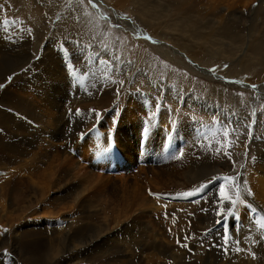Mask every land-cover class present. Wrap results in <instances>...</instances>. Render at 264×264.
Listing matches in <instances>:
<instances>
[{
	"label": "rangeland",
	"instance_id": "1",
	"mask_svg": "<svg viewBox=\"0 0 264 264\" xmlns=\"http://www.w3.org/2000/svg\"><path fill=\"white\" fill-rule=\"evenodd\" d=\"M95 2L93 8L88 0H0V39L16 48L5 56L28 51L23 67L0 78V110L22 123L7 126L5 118L0 122V264H166L168 258L173 264H264V222L250 218L237 233L239 242L230 244L234 250L230 257L213 246L189 253L175 246L173 239L177 231L181 239L198 238L222 216L217 214L221 209L223 215L237 212L243 217L250 203L264 211V190L258 180L264 177V61H250L249 49L254 35L250 29L264 24V0ZM138 6L146 13H140ZM171 7L183 21L196 23L193 32L208 38L207 45L198 38L184 39L183 33H192L189 28L168 27L178 22L170 18ZM150 8L155 9L152 15ZM229 11L233 18H247L250 23L234 25ZM98 53H103V60ZM0 57L3 60L1 51ZM213 72L244 83H230ZM250 84L258 85L257 91ZM70 85L62 103L56 102L57 89ZM17 95L31 101L46 125L33 112L13 105ZM75 96H80V103H72ZM60 118L65 119L64 129L69 124L73 138H66L55 151L49 143L58 142L55 134L67 132L55 131ZM128 128L140 132V139L145 132L151 149L145 144L139 149L135 136L123 146ZM83 133L86 139L81 141ZM38 135L44 139L42 145H27ZM161 139L175 153L155 165L148 157L156 148L160 153ZM111 140L129 167L101 172L88 163L95 158L91 149L105 148ZM228 143L231 147L217 152ZM75 146L80 158L70 150ZM60 152L73 158L67 160ZM100 161L107 162L106 156L101 155ZM192 170L197 175L188 177ZM224 174L234 179L227 181ZM213 180L220 184L217 188ZM202 187L214 189L207 199L174 208L173 217L170 208L163 212L160 201L159 207L150 194L168 193L165 196L174 203L175 195L199 197ZM237 191L244 203L238 200L233 206L230 200L236 199ZM204 205L209 211L199 213ZM180 215L186 216L181 223L176 219Z\"/></svg>",
	"mask_w": 264,
	"mask_h": 264
},
{
	"label": "bare ground",
	"instance_id": "2",
	"mask_svg": "<svg viewBox=\"0 0 264 264\" xmlns=\"http://www.w3.org/2000/svg\"><path fill=\"white\" fill-rule=\"evenodd\" d=\"M32 1V0H31ZM55 1H57V0H55ZM128 1V0H127ZM141 1H144V0H141ZM151 1V0H150ZM252 1H255V0H252ZM30 2V1H29ZM134 2H136V0H134ZM147 2V1H146ZM136 3H138V2H136ZM131 4V3H130ZM150 4H151V2H150ZM160 4V3H159ZM143 5V4H142ZM116 6V5H115ZM141 6V5H140ZM172 6V5H171ZM261 6V5H260ZM118 7V6H117ZM122 7V6H121ZM120 7V8H121ZM155 7H157V6H155ZM160 7V6H159ZM163 7V6H162ZM184 7V6H183ZM138 8V11L140 12V10H141V12L140 13H146L145 12V9H144V7L142 8V7H137ZM148 8V7H147ZM172 9V14H170L171 16H173V17H170L171 19L173 18H175V20H174V22L175 21H178L177 23H174V24H172V25H168L167 23V25H168V27L170 26L171 27V30H172V28H175V26H180L177 30H180V29H183V28H189V34L191 33V31H192V33H191V35L189 36H186L184 33H183V38L185 39V38H189L188 40H192V39H190V38H195V41L194 42H196V41H199L200 40V42L202 43V44H205V45H207V43H208V38H206V39H202L201 38V36L200 35H198V34H195V32H193V31H195L196 29H195V27L197 26L196 25V23H193V22H191V20H188V22L187 21H183L182 19L183 18H179L180 16L179 15H177V13L178 12H176V11H173V7H171ZM153 10H155V9H153V8H150V9H148V12H149V14L150 15H152L151 13H152V11ZM168 10V9H167ZM84 11V10H83ZM137 11V12H138ZM162 11H164V10H162ZM170 11V10H169ZM168 11V12H169ZM196 11V10H195ZM131 12H133V10L131 11ZM160 12V11H159ZM230 12H232V11H229L227 14H230L231 15V13ZM142 13V14H143ZM157 13H158V11H157ZM164 13V12H163ZM162 13V14H163ZM165 13H166V15H169V13L167 14V11L165 10ZM161 14V15H162ZM165 14H163V16H164ZM179 16V17H177V16ZM149 16V15H148ZM175 16V17H174ZM187 16H188V19H189V15L187 14ZM193 17V16H192ZM145 18V17H144ZM152 18V17H151ZM160 18V17H159ZM162 18V17H161ZM166 18H168L169 19V16H167V17H165V20H166ZM191 18V17H190ZM229 18L232 20V19H234V21H233V24L234 25H236V26H238L239 25V27H242V23H243V26L245 25H248V23H250V20H246L247 18H243V17H236L235 16V18H233V16L231 15V16H229ZM254 18V17H253ZM163 19H164V17H163ZM167 19V20H168ZM192 19V18H191ZM257 19V18H256ZM137 20V19H136ZM121 21V20H120ZM126 21V20H125ZM153 21V20H152ZM158 21H159V19H158ZM163 21V20H162ZM162 21H159V22H161V24H163V23H165V22H163L162 23ZM190 21V22H189ZM128 22V21H127ZM143 22V21H142ZM159 22H158V25H160L159 24ZM168 22V21H167ZM170 23L172 22L173 23V21L171 20V21H169ZM259 22V21H258ZM63 23V22H62ZM129 23V22H128ZM144 23H146V21L144 22ZM154 23V22H153ZM133 28H134V26H136L135 25V23L134 22H130L129 23ZM144 25H146V24H144ZM166 25V26H167ZM155 26V25H154ZM165 26V27H166ZM261 26V25H260ZM150 27V26H149ZM167 27V28H168ZM136 28V27H135ZM152 28V27H151ZM150 28V29H151ZM156 28H158V27H156ZM177 28V27H176ZM245 29V28H244ZM251 31H253V33H254V35L252 36V38H251V41L249 42V49L251 50V55H252V57H251V59H250V61H253V62H255L256 60H259V59H263V61H264V24H263V26H262V28L261 29H256L255 30V28H251L250 29ZM172 31H175L174 29L172 30ZM183 31V30H182ZM197 31V30H196ZM244 31V30H243ZM159 32V31H158ZM178 32V31H177ZM184 32H186V30L184 31ZM2 33V32H1ZM0 33V34H1ZM150 33V32H149ZM153 33V32H152ZM224 33H226V32H224ZM5 34V33H4ZM155 34V33H154ZM169 34V33H168ZM174 34V33H173ZM181 34V33H180ZM169 36V35H168ZM186 36V37H185ZM206 36H212L211 34H209V35H205V37ZM180 37V36H179ZM209 37V38H210ZM2 38V37H1ZM173 38H177L176 37V32H175V34L173 35ZM199 40H198V39ZM181 39V38H180ZM183 39V40H184ZM182 40V41H183ZM223 40V39H222ZM180 41V40H179ZM184 42V41H183ZM182 42V43H183ZM188 42V41H187ZM186 43V42H185ZM212 43H214V42H212ZM217 43H219V42H217ZM217 43H214V44H216L217 45ZM12 43H8V45H7V43H2V40L0 39V51L2 52V57H3V60L1 59V57H0V60H2L3 61V66L2 67H0V78L2 77V76H4L7 72H12V71H15V70H18V69H20L21 67H23L27 62H28V51L27 50H24V51H19L17 54H15L13 57H7V55L5 56V54L7 53V51L8 50H10V49H14L15 48V45H11ZM224 44V43H223ZM169 46V45H168ZM197 46V45H196ZM188 48V47H187ZM197 48V47H196ZM16 49V48H15ZM17 49H18V47H17ZM173 49V48H172ZM202 50V49H201ZM198 51V50H197ZM249 51V50H248ZM204 52V51H203ZM207 52H209V51H207ZM15 53H16V51H15ZM219 53V52H218ZM50 54V53H49ZM196 55H198V54H196ZM193 56V55H192ZM225 59V58H224ZM233 60V59H232ZM239 62V61H238ZM242 67V66H241ZM62 75H59L58 76V78L59 77H61ZM66 80H68L69 82H70V79L69 78H66ZM25 83V82H24ZM79 83V82H78ZM32 84V83H31ZM19 85H24V84H22V83H20L19 82ZM25 86V85H24ZM35 87V86H34ZM71 87V85L70 86H65V87H61V88H58L57 89V92L59 93V98H58V100L56 101V102H58V103H62L61 102V100L63 99V97H64V95H65V91H66V89H68V88H70ZM117 87V86H116ZM87 88H88V90H89V93H91L92 92V88H93V80L92 81H88V85H87ZM76 89V88H75ZM74 89V90H75ZM247 89V88H246ZM77 91V89L75 90V92ZM118 91V90H117ZM78 92H76L75 94H77ZM111 93V92H110ZM108 94V93H107ZM260 95V94H259ZM5 96V95H4ZM15 96V95H14ZM80 98V96H75V99L73 100L72 99V103H75V104H77V103H80V100H79V98ZM100 98H101V96H99ZM103 97V96H102ZM113 97V96H112ZM14 98H16L17 100H18V103H16L15 102V104H13L15 107H17L18 109H21V111H26V112H33V115L38 119V120H40V116H39V114L36 112V110H34V106L32 105V103H31V101L30 100H28L27 98H24V97H20V96H18L17 95V97H14ZM99 98V99H100ZM13 99V98H12ZM21 99H23L22 101H21ZM48 99V98H47ZM84 101H86V100H88L87 98H82ZM98 99V98H97ZM107 99V98H106ZM16 101V100H15ZM101 101V100H100ZM54 102H55V100H54ZM65 102V101H64ZM107 102H108V100H107ZM111 102V101H110ZM96 103V102H95ZM98 103V102H97ZM48 105H49V103H48ZM120 105V104H119ZM50 106V105H49ZM52 107H53V105H52ZM90 107V106H89ZM53 108H55V104H54V107ZM58 109H60V108H58ZM89 109V108H88ZM95 112H96V110H95ZM41 113V112H40ZM94 115H96V114H94ZM55 117V116H54ZM3 118H5L6 119V125L7 126H10L11 124H16V125H20V124H22L19 120H17L18 118L14 115V114H12V116L11 115H7L5 112H4V110L2 111V110H0V122H2V121H4L3 120ZM52 119H54V118H52ZM99 119V118H98ZM97 119V120H98ZM101 119V118H100ZM64 118H60L59 120H57V124L55 125V131H57V132H61V133H64V132H66L67 131V129H68V127H69V124L67 125V128L66 129H64V126L63 125H61L62 123L61 122H64ZM40 121H42L43 122V118H42V120H40ZM81 122V121H80ZM99 122V121H98ZM65 123V122H64ZM43 124L44 125H46L45 124V122H43ZM67 124V123H66ZM52 125V123L49 125V126H51ZM81 127V126H80ZM130 128V127H129ZM127 129V131H128V133L127 134H123L122 136H124L123 138H122V140H124V142H123V146L126 144V142H125V140H129V139H131V138H129V136H135V138H134V141H136V140H140V132H138L136 129H134V128H132V129ZM136 130V131H135ZM132 131H134L135 133L134 134H132L131 132ZM125 132H126V130H125ZM130 133H131V135H130ZM56 136H55V139H57L58 140V142H55V141H51V143H49V146H55V151H59V150H57V146L58 145H61V144H64L65 143V139L66 138H68V137H72V136H70V134L68 133V131L65 133V135H61V134H59V135H57V134H55ZM81 135V134H80ZM121 136V137H122ZM38 138H35V140L36 141H30L27 145H33V144H36L37 142L39 143V145H42L41 144V142H43L42 140H44L43 138H42V136H40V135H38L37 136ZM77 137L78 136H75L74 137V139L73 140H76L77 139ZM60 138V139H59ZM73 138V137H72ZM61 140V141H60ZM72 139H70L69 141H71ZM66 141H68V140H66ZM72 142V141H71ZM78 142V141H77ZM76 143V142H75ZM64 146V145H63ZM75 147H77V146H75ZM60 148V147H59ZM127 148H129V147H127ZM72 149V148H71ZM68 150V146H66V148H65V151L64 152H68L67 151ZM64 152H60V154L62 153L63 154V156L64 157H66V158H68L67 160H70V159H72L73 157L72 156H70L69 154H66V153H64ZM63 157V158H64ZM31 159V158H30ZM32 160V159H31ZM64 160H66V159H64ZM68 164V163H67ZM211 164V163H210ZM75 165V164H74ZM207 166V165H206ZM209 166V165H208ZM206 169V168H205ZM217 169V168H216ZM199 170V169H198ZM31 171V170H30ZM215 171V170H214ZM251 172V171H250ZM78 173V172H77ZM31 174V173H30ZM73 174V173H72ZM80 174V173H79ZM204 174V173H203ZM188 175V177H191V176H196L197 175V173L195 172V170L193 171L192 170V172H190V173H188L187 174ZM47 176H50V175H47ZM74 176V175H73ZM78 176V175H77ZM30 177V176H29ZM258 177V176H257ZM50 178V177H49ZM253 178V177H252ZM256 178V177H255ZM255 178H253L254 180H255ZM63 179H65V178H63ZM75 179V178H74ZM96 179L99 181V180H101V178L100 177H96ZM257 179V178H256ZM35 180V179H34ZM49 180V179H48ZM258 180L260 181V186H262V190H264V177H262V179H261V177H258ZM50 183V182H49ZM263 183V184H262ZM42 186V185H41ZM101 186V185H100ZM49 187V189H50V185L48 186ZM78 187V186H77ZM77 187H76V189H77ZM246 187V186H245ZM35 188V187H34ZM82 188V187H81ZM45 190L44 189V186H42L41 187V190ZM46 191H47V189H46ZM76 191V190H75ZM80 192H82V190L80 191ZM42 193H44V192H42ZM46 193V192H45ZM87 194V193H86ZM43 195V194H42ZM45 195H47V194H45ZM78 195V194H77ZM44 196V195H43ZM43 196H41V197H43ZM79 196V195H78ZM77 196V197H78ZM84 196V195H83ZM81 198H82V195H81ZM78 199V198H77ZM76 199V200H77ZM145 199V198H144ZM75 202V201H74ZM77 204H78V202H76ZM79 205V204H78ZM243 210V209H242ZM247 210V209H246ZM17 211V210H16ZM243 212V211H242ZM25 213V212H24ZM211 220H209V221H207V223L208 224H210V223H212V222H210ZM212 225V224H211ZM258 226V225H257ZM14 238H17V237H14ZM14 241H15V239H14ZM86 242V241H85ZM84 242V243H85ZM81 243H83V241L81 242ZM76 245V244H75ZM14 246V245H13ZM80 246V245H79ZM54 247V246H53ZM62 247H64V246H62ZM75 247V246H74ZM50 248V247H49ZM50 250H52V249H50ZM251 264V263H250Z\"/></svg>",
	"mask_w": 264,
	"mask_h": 264
},
{
	"label": "snow or ice",
	"instance_id": "3",
	"mask_svg": "<svg viewBox=\"0 0 264 264\" xmlns=\"http://www.w3.org/2000/svg\"><path fill=\"white\" fill-rule=\"evenodd\" d=\"M81 2H82V0H81ZM88 3H89L93 8L97 7V4H96L95 0H88ZM105 19H107V17H105ZM116 27H119V26L117 25ZM136 38H137V39L140 38L139 34H136ZM145 38H147V39H149V40L151 39L150 37H145ZM93 47L95 48V47H97V45H93ZM98 58H100L101 60H103V58H104V57H103V53H98ZM117 59H119V57H117ZM129 63H130V62H129ZM225 67H226V66H225ZM210 71H215V69H210ZM9 79H11V78H9ZM122 83H123V81H121V84H122ZM0 87H2V86H0ZM251 87H252L254 90L257 88L256 85H251ZM241 95H243V94H241ZM232 131L235 132V129H233ZM223 135H224L225 137H228V136H229V133L225 130V131L223 132ZM223 147H231V143H228L226 146H225V145H222L220 148H217V152L219 153V152L221 151V148H223ZM224 154H225V155H229V153L226 152V151H225ZM229 158H231L230 155H229ZM225 179L231 180V179H234V178L226 177ZM236 187H237V189H239V185H236ZM192 194H193V193H187L186 195H192ZM248 194H251V193H250V190H249V193H248ZM221 196H222L223 200H225V201H228V200H229V198L224 194L223 189H221ZM238 200L240 201L241 204L244 203L243 200H240V194H239V191H237L236 199H234V200H230V203H231L233 206H235ZM249 211H250V213H251L252 211H255V210L249 208ZM217 214H218V215H223V210L221 209L220 211H218ZM231 218H232L233 220L236 219L235 215H233ZM255 222H256V223H259V220L255 221ZM217 223L220 224L221 226H223V224L225 223V221H224V220H219V221H217ZM250 224H251V220H250ZM233 227H236V225H233ZM262 227H264V225H262ZM224 242H225V244L228 243V239H227V237H225V241H224ZM237 242H239V241H237ZM178 243H179V241H178Z\"/></svg>",
	"mask_w": 264,
	"mask_h": 264
}]
</instances>
